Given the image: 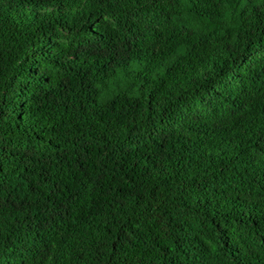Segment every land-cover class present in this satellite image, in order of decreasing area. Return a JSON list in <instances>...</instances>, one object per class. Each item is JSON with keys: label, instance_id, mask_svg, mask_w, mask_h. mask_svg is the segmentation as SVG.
Instances as JSON below:
<instances>
[{"label": "trees", "instance_id": "trees-1", "mask_svg": "<svg viewBox=\"0 0 264 264\" xmlns=\"http://www.w3.org/2000/svg\"><path fill=\"white\" fill-rule=\"evenodd\" d=\"M0 264H264V0H0Z\"/></svg>", "mask_w": 264, "mask_h": 264}]
</instances>
